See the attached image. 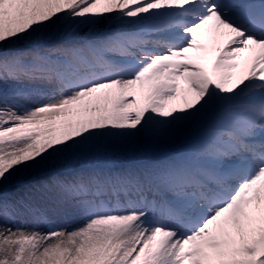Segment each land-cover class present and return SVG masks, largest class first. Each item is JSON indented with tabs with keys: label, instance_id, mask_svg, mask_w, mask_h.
Listing matches in <instances>:
<instances>
[{
	"label": "snow or ice",
	"instance_id": "6c2138e0",
	"mask_svg": "<svg viewBox=\"0 0 264 264\" xmlns=\"http://www.w3.org/2000/svg\"><path fill=\"white\" fill-rule=\"evenodd\" d=\"M0 264H264V0H0Z\"/></svg>",
	"mask_w": 264,
	"mask_h": 264
}]
</instances>
